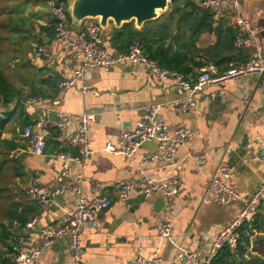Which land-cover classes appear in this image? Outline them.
Returning a JSON list of instances; mask_svg holds the SVG:
<instances>
[{
    "label": "crops",
    "instance_id": "1",
    "mask_svg": "<svg viewBox=\"0 0 264 264\" xmlns=\"http://www.w3.org/2000/svg\"><path fill=\"white\" fill-rule=\"evenodd\" d=\"M27 1L7 0L8 4L0 5V17L15 8L18 15L29 19L33 24L37 42L31 44V49L26 54L15 55L11 53L15 48L14 42H5L1 46L5 51L2 49L0 59L4 52H8L9 57L15 61L24 56L23 66L27 69H24L25 76L20 75L14 85L29 96L32 91L44 94V97L38 95L33 98L40 99L51 113L47 117L35 109L25 110L30 124L46 117L54 121V111L94 115L88 133L92 154L83 169L77 163L72 168L75 174L81 175V194L86 202L105 189L110 192L111 204L100 212L99 226L81 230V264H122L139 256L150 258L154 254L161 258L160 264H182L176 258L177 247L189 252L200 251L204 258L218 233L238 215L242 203L264 179V166L253 160L258 152L259 142L264 137V101L258 87V76L248 75L203 87L195 95L194 108L187 113H179L166 106L178 95L177 91L168 83L156 79L141 64L118 63L110 72L91 70L87 74L85 92L81 91L78 84L62 88L60 83L72 77L78 62L71 57L69 51L54 43L52 32L49 36L46 31H40V27H50L45 0H30L29 6L25 5ZM191 1L201 10H207L200 7V3L205 0ZM175 7L182 10L184 2L172 4L170 1L168 9L157 20L145 23L141 28H134L145 34L149 33L156 46L165 49L170 47L177 50L178 45L184 42L189 45L187 37L190 27L180 24V31L177 33L176 22L179 16L185 17L190 10L174 14ZM239 8L254 32L253 46L243 49V52L249 55L251 51L258 50L264 56V0H239ZM5 10L7 12L4 14ZM207 11L212 14L213 31H203L194 40L191 28V48L186 53V64L192 69L186 76L189 81H195L200 69L208 65L214 66L217 71L216 66L226 62L230 56L227 48L221 44L216 48L218 42L223 43L229 39L227 29L231 27L230 18H217L211 10ZM201 16V12L192 13L191 24L199 21ZM161 24L168 25L166 32L162 33L166 37L163 40L157 34ZM81 28L82 25L78 29L70 28L72 36L79 34ZM114 29L112 23L108 22L99 43L112 54L115 53L111 51L110 37ZM38 48H42L41 53L37 52ZM194 63H201L203 66L197 67ZM239 65L238 62L237 67ZM154 105L160 106L158 113L164 119L170 134L180 126L192 133L186 145L176 151L170 163L142 162L143 154L155 151L154 143L142 145L131 157L104 151L108 143L118 145L122 132L136 127L144 107ZM78 130V122L71 120L66 132L72 134ZM14 134L23 139L19 127L12 135L6 130L2 138L12 139ZM56 141L60 144L58 148L45 142L41 155L27 154L25 150L12 154L21 157L25 153L22 157L23 176L14 181L17 189L24 192L25 188L35 183L37 173L38 185L41 187L52 189L60 185L62 174L60 161L56 157L59 152L56 150L62 149L75 156L77 153L62 140L56 138ZM201 155L205 157V161L198 164L197 159ZM221 162L230 166L229 184L239 193L240 201L226 206H219L214 201L205 204L203 198L207 181L218 174ZM141 168L150 179H158L170 169L179 172L183 182L178 187L177 194L165 198L156 193L145 198L140 192L134 191L127 199H119L114 185L118 181L135 178ZM15 197L16 200L21 199L31 205L24 194L18 193ZM76 200L74 193L66 192L56 198V207H36L33 216L37 220L36 228H23L12 238L13 254L9 257L13 259L18 250L27 251L39 245L38 230L61 222L65 213L75 209ZM161 222H168L171 226L169 242L161 241L157 236L156 229ZM4 250L6 248L0 245V253ZM39 260L40 264H70L67 240L54 241Z\"/></svg>",
    "mask_w": 264,
    "mask_h": 264
},
{
    "label": "built area",
    "instance_id": "2",
    "mask_svg": "<svg viewBox=\"0 0 264 264\" xmlns=\"http://www.w3.org/2000/svg\"><path fill=\"white\" fill-rule=\"evenodd\" d=\"M200 7L211 10L217 18L226 16L230 18L231 27L234 31L233 48L236 51L253 46L254 32L240 13L239 0H205L200 3ZM45 8L53 29L54 43L69 51L71 57L78 62L72 77L60 83L59 86L62 88L78 84L81 91L85 92L87 74L91 70L99 69L103 72H110L116 64L128 63L145 66L156 79L168 83L175 89L178 95L166 106L179 113H187L194 108L195 95L203 87L248 75L258 76V87L264 101V56L258 50L251 51L247 61L242 66L233 67L223 74H217L215 67L208 65L200 69L199 76L195 81H189L182 74L162 69L156 61L149 59L143 51L142 39L134 40L126 53L112 54L99 45L105 30L96 21L86 20L82 24L79 34L73 37L69 27L70 21L66 2L64 0H45ZM37 52L41 53L42 48H38ZM21 106L24 110L41 111L47 117L51 113V110L45 108L40 99L36 98L22 102ZM159 109V105L144 107L136 127L122 132L118 145L108 143L105 145L104 151L131 157L142 145L154 143L156 145L155 151L143 154L142 162L144 164L170 163L176 151L186 145L192 133L189 129L180 126L173 129L170 134L168 126L158 113ZM53 114L55 116L54 121H50L46 117L23 129L21 136L28 144L25 149L26 153L41 155L46 140L52 136L53 131H56V138L74 148L77 156L67 152L57 153L56 157L60 161L62 174L60 185L52 189L41 187L38 185L39 174L37 173L35 183L25 188L24 194L29 201L34 202L39 208L51 209L57 206V197L63 193L72 192L76 195V207L73 211L65 213L61 222L40 228L38 230L39 245L31 247L27 251L18 250L13 256L14 264H40L41 255L58 239H66L68 242L71 255L70 264H81V230L86 227H98L100 212L107 209L111 204L110 192L107 189L101 191L91 201L86 202L81 194V175L75 174L72 168V165L77 163L83 169L92 154L88 133L94 115L91 113L69 114L64 111H54ZM71 120L78 122L79 130L68 134L66 129ZM253 160L264 166V137L259 142L258 152L254 155ZM204 161L203 155L197 159L198 164H202ZM230 176V166L226 162H221L218 166V174L210 177L207 181L203 198L205 204L214 201L219 206H226L240 201L239 193L229 184ZM182 182V175L174 169H170L158 179H150L141 168L138 169L135 178L118 181L113 188L116 190L118 198L122 200L127 199L134 191L140 192L145 198L156 193L169 198L177 194L178 187ZM257 215L264 217V179L260 181L250 197L242 203L238 215L218 233L204 258L200 251L189 252L179 247L176 248V258L182 264H211V260L221 248L228 246L231 251H234L241 237L250 238V224ZM36 224L37 220L33 218L26 224V228L34 229ZM156 231L159 240L167 242L171 240V226L168 222H161ZM248 255L249 250L247 249L242 258L246 260ZM160 263L161 258L154 254L150 258L139 256L126 260L122 264Z\"/></svg>",
    "mask_w": 264,
    "mask_h": 264
},
{
    "label": "trees",
    "instance_id": "3",
    "mask_svg": "<svg viewBox=\"0 0 264 264\" xmlns=\"http://www.w3.org/2000/svg\"><path fill=\"white\" fill-rule=\"evenodd\" d=\"M170 1L172 4L182 1L184 2L182 10H190V13H187L185 17L179 16L176 22L177 33L180 31V24L186 28L190 27V34L187 37V41L190 42L189 45L187 42L179 44L177 50H172L170 47L165 49L162 46H156L155 41L150 39L149 33L145 34L136 30L133 22H130L123 24L118 29H114L110 37L111 51L115 54L126 53L134 40L142 39L143 51L149 59L156 61L160 68L178 72L186 78L192 70L186 64V53L190 52L189 48H191V28H193L192 38L194 40L203 31H213L212 14L208 13L207 10H201L191 0ZM182 10L179 7H175L173 13H179ZM194 12H201L202 16L199 21L196 20V22L191 24V14ZM6 14V17L0 20V58L3 51L1 46L5 45V42H14L15 48L12 50V54H26L27 50L31 49V44L37 42L33 34V24L29 19L18 15L15 8ZM188 17L189 20L187 19ZM167 28V24L160 25L159 32H157L160 37L159 39L163 40L166 38L162 33L166 32ZM43 30L49 36L51 32L53 35L51 25L48 28L40 27V31ZM227 31L229 39L223 43L218 42L216 48H219L221 44V46L227 48L230 56L226 62L216 66L217 74H223L227 70L237 67L238 62L241 66L244 65L248 58V54L243 52L244 50L236 51L233 48L234 31L232 27H229ZM194 65L197 67L203 66L201 63H194ZM38 95L44 97V94L40 91L35 93L32 91L29 96L24 90L10 83L0 67V111L2 114L0 118V202L2 203V208L0 209V245L6 248L4 252L0 253V264H14L13 259L9 257L13 254L12 238H15L21 229L26 228V224L33 219L35 208L38 207L31 201V205H29L21 199L16 200L15 195L18 193L23 195L24 192L20 188L17 189L15 185L12 189L10 184L6 185L1 182L4 179L3 176L5 177L6 175L7 177L8 173L11 175V181H15V179L23 176L22 157L25 153H22L21 157H16L12 154L25 150L28 145L25 139H20L16 134H14V138L12 139H4L2 135L6 133L11 120H17L21 132L26 126L31 125L21 103ZM56 137L57 133L53 131L52 136L46 140V143H52L55 148H58L60 144L56 141ZM56 151L63 152L64 150L59 149ZM249 231V239L241 237L234 251H231L228 246H224L216 253L211 260V264H264V217L257 215L250 224ZM247 249L249 250V255L248 259L245 260L242 258V255Z\"/></svg>",
    "mask_w": 264,
    "mask_h": 264
},
{
    "label": "water",
    "instance_id": "4",
    "mask_svg": "<svg viewBox=\"0 0 264 264\" xmlns=\"http://www.w3.org/2000/svg\"><path fill=\"white\" fill-rule=\"evenodd\" d=\"M70 20V28L78 29L86 20H94L106 30L108 22L115 29L133 22L141 28L155 21L169 6L170 0H64Z\"/></svg>",
    "mask_w": 264,
    "mask_h": 264
},
{
    "label": "rangeland",
    "instance_id": "5",
    "mask_svg": "<svg viewBox=\"0 0 264 264\" xmlns=\"http://www.w3.org/2000/svg\"><path fill=\"white\" fill-rule=\"evenodd\" d=\"M8 1H11V0H8ZM30 3H31V1L28 0L25 5L29 6ZM6 4H8L7 0H0V5H6ZM41 6H43V4H41ZM6 12H7V10H5L3 13L5 14ZM5 17H6V14L4 16L0 17V20H2ZM2 49L4 50L5 48H2ZM7 53L8 52H4L5 56L3 55L2 59H1L0 67L3 70V73L6 76L7 80L10 83L14 84L18 80V78H20V75L25 76V72H26L25 70H27V69H25L23 66L24 56L19 57L18 61H15V59H11L9 57L10 54H7ZM8 127L9 128H7V132L12 135V133H14L15 129L19 127L18 122L16 120H14V121L11 120ZM3 178L4 179L1 180V182L3 184H6V185L10 184V187L13 189L14 188V181H11L10 173L7 174V177H6V175H5V177L3 176ZM1 208H2V203L0 202V209Z\"/></svg>",
    "mask_w": 264,
    "mask_h": 264
}]
</instances>
